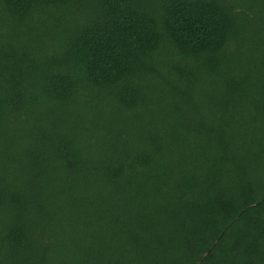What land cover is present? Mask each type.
I'll list each match as a JSON object with an SVG mask.
<instances>
[{
  "label": "trees",
  "instance_id": "obj_1",
  "mask_svg": "<svg viewBox=\"0 0 264 264\" xmlns=\"http://www.w3.org/2000/svg\"><path fill=\"white\" fill-rule=\"evenodd\" d=\"M0 264H264V0H0Z\"/></svg>",
  "mask_w": 264,
  "mask_h": 264
}]
</instances>
